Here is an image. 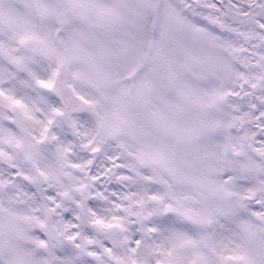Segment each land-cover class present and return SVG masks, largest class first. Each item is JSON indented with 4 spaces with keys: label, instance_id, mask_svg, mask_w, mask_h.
<instances>
[{
    "label": "clouds",
    "instance_id": "1",
    "mask_svg": "<svg viewBox=\"0 0 264 264\" xmlns=\"http://www.w3.org/2000/svg\"><path fill=\"white\" fill-rule=\"evenodd\" d=\"M0 264H264V0H0Z\"/></svg>",
    "mask_w": 264,
    "mask_h": 264
},
{
    "label": "snow or ice",
    "instance_id": "2",
    "mask_svg": "<svg viewBox=\"0 0 264 264\" xmlns=\"http://www.w3.org/2000/svg\"><path fill=\"white\" fill-rule=\"evenodd\" d=\"M99 12L101 15H110L111 14L110 10H106V9H100ZM46 86H49V85H46ZM189 243H191V241H189ZM236 259L243 260L244 256L243 255L237 256Z\"/></svg>",
    "mask_w": 264,
    "mask_h": 264
}]
</instances>
